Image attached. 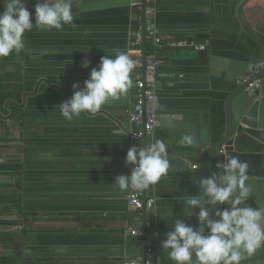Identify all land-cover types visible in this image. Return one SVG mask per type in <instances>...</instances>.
Listing matches in <instances>:
<instances>
[{
	"label": "crops",
	"instance_id": "0c3cea01",
	"mask_svg": "<svg viewBox=\"0 0 264 264\" xmlns=\"http://www.w3.org/2000/svg\"><path fill=\"white\" fill-rule=\"evenodd\" d=\"M37 3L43 0L26 5L33 23ZM146 6L153 7L163 37L206 45L200 52L159 56L152 140H165L171 167L157 186L143 191L144 198L154 199L153 209L145 222L143 216L136 221L128 190L114 184L117 176L130 175L128 133L138 131L127 122L134 88L96 114L72 121L57 107L71 98L73 84L84 86L101 57L127 53L142 24V5L74 0L71 25L34 27L25 33L23 50L0 59V160L22 155L16 161L22 171L0 172V264H121L124 256H143L149 247L154 264H168L161 242L176 216L197 225L195 217L183 215L184 195H198L194 182L219 171L215 148L230 129L241 137L236 151L263 155L261 173L247 179L252 191L242 206L264 207V129L246 116L258 98L251 100L236 85L264 60V0H152ZM85 59L91 62L87 69L81 67ZM188 133L197 138L194 146L181 143ZM133 229L140 236H128ZM241 264H264V247Z\"/></svg>",
	"mask_w": 264,
	"mask_h": 264
},
{
	"label": "clouds",
	"instance_id": "9594fccd",
	"mask_svg": "<svg viewBox=\"0 0 264 264\" xmlns=\"http://www.w3.org/2000/svg\"><path fill=\"white\" fill-rule=\"evenodd\" d=\"M28 0H0V59L24 49V36L35 27L39 31L61 30L74 20V0H43L32 13ZM87 34V33H85ZM91 62L81 63L84 69ZM135 61L125 52L101 57L92 68L84 86L72 85L73 95L59 106L62 117L72 121L81 114H96L110 101L119 100L133 86L131 73ZM181 143L194 146V133L184 134ZM125 165L132 166L130 175H119L114 184L126 191H145L157 186L171 167L164 139L154 138L143 148L131 147ZM216 173L200 177L196 196L184 195L183 215L195 217L197 225L175 217L171 231L161 242L168 264H241L264 247V207L242 206L251 195L247 183L248 164L235 158L218 163ZM217 205H226L220 209ZM198 209V212L195 210ZM161 258H157L159 261Z\"/></svg>",
	"mask_w": 264,
	"mask_h": 264
},
{
	"label": "built area",
	"instance_id": "2783aa9c",
	"mask_svg": "<svg viewBox=\"0 0 264 264\" xmlns=\"http://www.w3.org/2000/svg\"><path fill=\"white\" fill-rule=\"evenodd\" d=\"M152 0H138V5L144 4V16L141 26L132 34L129 39V49L127 55L135 61L134 70L136 72L133 81V102L127 113V122L138 128L137 132H129V149L133 146L143 148L145 141L152 140L155 126L157 124L156 113V90L154 83V73L159 66L157 53L161 50L177 51L191 50L200 52L205 50L204 43L188 38L163 37L156 28L154 21V9L150 5ZM146 43L151 49L146 51ZM145 46V49H144ZM264 60L255 63L251 72L246 77L236 81L237 86H242L244 92L255 99L259 98V83L263 79ZM130 166V173H131ZM195 168V167H194ZM129 210L134 213L135 220L140 222L142 214L151 211L155 201L152 198H144L143 191L128 190L126 195ZM128 236H140L137 229L127 230ZM152 249H145V254L136 257L124 256L121 264H154L152 259Z\"/></svg>",
	"mask_w": 264,
	"mask_h": 264
},
{
	"label": "water",
	"instance_id": "95a60500",
	"mask_svg": "<svg viewBox=\"0 0 264 264\" xmlns=\"http://www.w3.org/2000/svg\"><path fill=\"white\" fill-rule=\"evenodd\" d=\"M144 4L142 5V9ZM144 16V9L142 10V17ZM143 22V20H142ZM145 49V46H144ZM264 73V72H263ZM259 98L255 101L252 107L247 111L246 116L253 120H257L258 129H264V78L259 83ZM254 100V97H250ZM237 139V140H236ZM241 137L237 138L230 129L225 139L216 146L218 149L217 161L218 163L227 162L230 159H237L248 164V177L250 175H259L260 169L263 166V155L260 152H239L236 151L234 146L240 143ZM22 159L21 154H4L0 160V172L3 173H16L22 171V164L16 161ZM143 220L145 222L146 213H143Z\"/></svg>",
	"mask_w": 264,
	"mask_h": 264
},
{
	"label": "trees",
	"instance_id": "16d2710c",
	"mask_svg": "<svg viewBox=\"0 0 264 264\" xmlns=\"http://www.w3.org/2000/svg\"><path fill=\"white\" fill-rule=\"evenodd\" d=\"M151 49L149 48V45L146 43V51L147 52H149ZM162 51H166V50H161V51H159L158 53H157V57H158V59H159V56L162 54ZM4 210L6 209V208H3ZM17 209H18V214L19 215H21L22 213V211H21V207H20V204H18L17 205Z\"/></svg>",
	"mask_w": 264,
	"mask_h": 264
},
{
	"label": "rangeland",
	"instance_id": "374dc122",
	"mask_svg": "<svg viewBox=\"0 0 264 264\" xmlns=\"http://www.w3.org/2000/svg\"><path fill=\"white\" fill-rule=\"evenodd\" d=\"M20 233H22V234H24L23 233V230L21 229V227H19V230H18ZM22 243H21V241H19V245H21ZM19 251H21V253L20 254H23L24 253V250H23V247L21 246V248H19ZM23 256V258H24V254L22 255ZM22 264H24V260H23V263Z\"/></svg>",
	"mask_w": 264,
	"mask_h": 264
}]
</instances>
